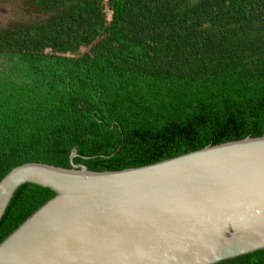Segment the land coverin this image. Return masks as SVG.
<instances>
[{
    "label": "trees",
    "instance_id": "obj_1",
    "mask_svg": "<svg viewBox=\"0 0 264 264\" xmlns=\"http://www.w3.org/2000/svg\"><path fill=\"white\" fill-rule=\"evenodd\" d=\"M21 2L42 17L0 30V180L71 151L119 170L264 134V0ZM54 194L19 185L0 242Z\"/></svg>",
    "mask_w": 264,
    "mask_h": 264
},
{
    "label": "water",
    "instance_id": "obj_2",
    "mask_svg": "<svg viewBox=\"0 0 264 264\" xmlns=\"http://www.w3.org/2000/svg\"><path fill=\"white\" fill-rule=\"evenodd\" d=\"M42 162L0 180L55 194L0 242V264H225L264 253V134L119 170Z\"/></svg>",
    "mask_w": 264,
    "mask_h": 264
},
{
    "label": "rangeland",
    "instance_id": "obj_3",
    "mask_svg": "<svg viewBox=\"0 0 264 264\" xmlns=\"http://www.w3.org/2000/svg\"><path fill=\"white\" fill-rule=\"evenodd\" d=\"M21 0H11L8 3L0 4V30L5 29L6 26L21 24L22 22L36 21L42 15L38 12L27 11L23 9ZM86 48H80L79 52L84 51Z\"/></svg>",
    "mask_w": 264,
    "mask_h": 264
}]
</instances>
